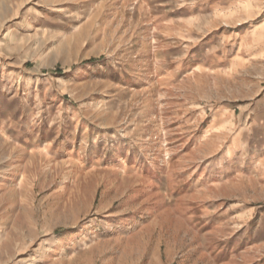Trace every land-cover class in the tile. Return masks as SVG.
Wrapping results in <instances>:
<instances>
[{"label": "rangeland", "instance_id": "1", "mask_svg": "<svg viewBox=\"0 0 264 264\" xmlns=\"http://www.w3.org/2000/svg\"><path fill=\"white\" fill-rule=\"evenodd\" d=\"M0 264H264V0H0Z\"/></svg>", "mask_w": 264, "mask_h": 264}, {"label": "bare ground", "instance_id": "2", "mask_svg": "<svg viewBox=\"0 0 264 264\" xmlns=\"http://www.w3.org/2000/svg\"><path fill=\"white\" fill-rule=\"evenodd\" d=\"M46 1L50 2L51 0H46ZM69 16H70V12L68 10H63V16H62V18H68Z\"/></svg>", "mask_w": 264, "mask_h": 264}]
</instances>
